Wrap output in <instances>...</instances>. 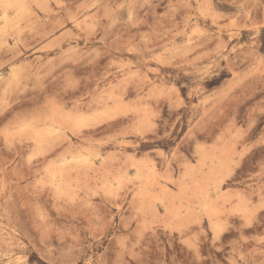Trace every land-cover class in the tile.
Wrapping results in <instances>:
<instances>
[{
  "label": "rangeland",
  "instance_id": "1",
  "mask_svg": "<svg viewBox=\"0 0 264 264\" xmlns=\"http://www.w3.org/2000/svg\"><path fill=\"white\" fill-rule=\"evenodd\" d=\"M19 1L0 264H264V0Z\"/></svg>",
  "mask_w": 264,
  "mask_h": 264
},
{
  "label": "bare ground",
  "instance_id": "2",
  "mask_svg": "<svg viewBox=\"0 0 264 264\" xmlns=\"http://www.w3.org/2000/svg\"><path fill=\"white\" fill-rule=\"evenodd\" d=\"M18 1H19V0H18ZM16 3H18V2L16 1ZM16 3H15V4H16ZM18 4H19V6H20V8H21V3H20V1H19ZM9 5H10V4H9ZM13 5H14V4H13ZM16 5H17V4H16ZM14 6H15V5H14ZM22 6H23V5H22ZM24 6H25V5H24ZM10 7H11V6H10ZM10 7H9V8H10ZM16 7H18V6H16ZM16 7H15V8H16ZM7 10H8V9H7ZM7 10H6V11H7ZM18 10H19V9H18ZM6 11H5V13H6ZM23 12H24V11H23ZM23 12H22V14H23ZM17 14H18V13H16L15 15H17ZM131 15H132V14H131ZM3 16H4V15H3ZM2 18H3V17H2ZM10 18H11V17H10ZM2 21H3V20H2ZM7 21H8V20H7ZM4 23H5V22H4ZM1 30H2V29H1ZM2 31H3V30H2ZM0 35H2V34H0ZM13 67H14V66H13ZM18 69H19V68H18ZM14 73H15V71H14ZM16 73H18V72H16ZM16 73H15V74H16ZM15 79H17V78L15 77ZM9 82H10V81H9ZM82 119H84V118H82ZM79 121H81V120H79ZM81 122H82V121H81ZM84 122H85V121L83 120L82 123H84ZM49 129H51V128H49ZM17 131H18V130H17ZM48 131H50V130H48ZM78 155H79V154H78ZM81 158H83L82 155H81ZM88 158H89V157H88ZM93 158H94V156H93ZM79 159H80V158H79ZM79 159H77V161H78ZM86 159H87V158H86ZM73 161H75V160H73ZM73 161H71V162H73ZM84 162H86V160H85ZM63 163H64V162H63ZM66 163H67V162H66ZM78 163H79V162H78ZM82 163H83V162H82ZM64 164H65V163H64ZM134 167H135V166H134ZM137 172H138V171H137ZM134 177H135V176H134Z\"/></svg>",
  "mask_w": 264,
  "mask_h": 264
}]
</instances>
